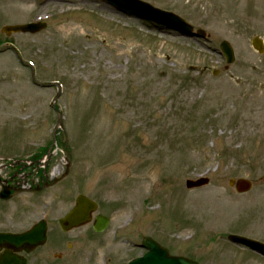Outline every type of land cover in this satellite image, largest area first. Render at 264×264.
Instances as JSON below:
<instances>
[{
    "label": "rangeland",
    "instance_id": "374dc122",
    "mask_svg": "<svg viewBox=\"0 0 264 264\" xmlns=\"http://www.w3.org/2000/svg\"><path fill=\"white\" fill-rule=\"evenodd\" d=\"M143 1L208 38L148 25L102 0H0V42L15 43L41 83L63 89L51 107L57 88L34 85L13 52L0 54V155L41 150L63 112L56 139L72 173L44 198L57 194L61 217L86 194L111 218L102 233L90 224L64 235L83 248L79 264L127 263L144 252L132 243L145 235L201 264H264L227 241L264 240V54L251 45L264 40V0ZM36 20L47 22L37 34L1 30ZM223 40L236 53L229 69ZM203 175L208 185L186 187ZM242 177L255 184L239 194L229 180Z\"/></svg>",
    "mask_w": 264,
    "mask_h": 264
},
{
    "label": "water",
    "instance_id": "95a60500",
    "mask_svg": "<svg viewBox=\"0 0 264 264\" xmlns=\"http://www.w3.org/2000/svg\"><path fill=\"white\" fill-rule=\"evenodd\" d=\"M110 1L113 3H116L120 7H125L127 9H130L132 12L140 16H144L148 19L156 18L160 20V22H165L166 20L167 25L181 30L186 35H196V36H202V37L205 36V33L201 30L198 31L197 33H193L192 27L186 24L185 22H183V20H181L179 17L173 14H170V13H165L163 11L156 10L153 7L149 6L148 4L139 2L137 0H110ZM43 28H45V24H37V25L29 24V25H24V26H8V27H5L3 31H5L7 34H11L12 32L35 33V32L42 30ZM252 44L254 48L257 49L260 53L264 52V42L262 39L255 37L252 41ZM221 48L227 57V62L232 63L234 61L235 56H234V51L231 45L227 41H224L221 45ZM34 81H36L35 78H34ZM58 123H61V120ZM206 183H208V179L202 178L199 180H188L187 187L194 188L197 186L204 185ZM230 184L232 186H235L238 192L247 191L252 187V182L244 178H240L238 180L232 179L230 181ZM96 207H97L96 203H94L88 197L84 195L78 196L76 200V207L74 208V210L69 214L68 217L61 220L63 229L68 230L73 225L79 226V225H83L89 222L91 220V214L96 209ZM108 222H109L108 218L98 215L96 218L95 229L97 231L104 230L107 227ZM36 234H37L36 231L31 232V233L22 234V235H15V236L9 235V234H0V240H3L5 242L11 241L14 244H20V242L25 243V241H31L32 244H35L36 242L43 243L45 241L44 233L40 236V238H38L40 239L39 241H35L34 239L36 237ZM230 238L234 241L243 242L242 238L239 236H231ZM145 245L149 249H153L156 243L153 242V240L151 239H147ZM254 247H257L258 249H261L264 251V248L261 246L254 245ZM163 254L168 256L167 251H164ZM180 259L181 261H178L177 259H170V260L165 261L164 263L165 264L166 263L167 264H196L184 258H180ZM133 264H159V262L153 259H148L145 261H141V260L136 261Z\"/></svg>",
    "mask_w": 264,
    "mask_h": 264
},
{
    "label": "flooded vegetation",
    "instance_id": "af4514ba",
    "mask_svg": "<svg viewBox=\"0 0 264 264\" xmlns=\"http://www.w3.org/2000/svg\"><path fill=\"white\" fill-rule=\"evenodd\" d=\"M58 184L59 182L53 184L50 188L56 192L59 188ZM38 188H41V186ZM41 194H43V191L39 193L27 192L15 195L6 201L0 199V232L20 234L31 227L40 217L42 218L44 207H47L48 201L40 197ZM55 195L56 197L50 202H55L56 207L62 200L57 197V194ZM38 212V216L30 219L25 226L22 225L25 217L29 218ZM51 212H54V210L51 209ZM47 223L49 226V220H47ZM50 226L47 242L44 245L30 249V251L22 248L21 245L0 242V264H79L80 251L83 248L79 247L78 244H75V248L74 246L71 248L72 241H66L64 236L72 231L63 233L56 230L51 235L50 230L53 232L54 229L52 227L50 229ZM73 242H78V240L75 238Z\"/></svg>",
    "mask_w": 264,
    "mask_h": 264
}]
</instances>
